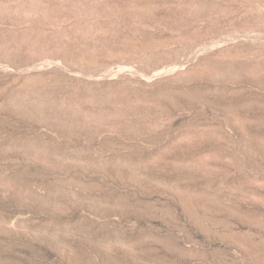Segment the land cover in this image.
Listing matches in <instances>:
<instances>
[{
    "label": "rangeland",
    "instance_id": "rangeland-1",
    "mask_svg": "<svg viewBox=\"0 0 264 264\" xmlns=\"http://www.w3.org/2000/svg\"><path fill=\"white\" fill-rule=\"evenodd\" d=\"M0 264H264V0H0Z\"/></svg>",
    "mask_w": 264,
    "mask_h": 264
}]
</instances>
